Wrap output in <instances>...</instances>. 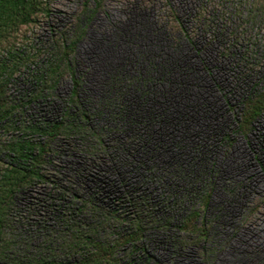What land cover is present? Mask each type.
I'll use <instances>...</instances> for the list:
<instances>
[{"label":"rangeland","instance_id":"obj_1","mask_svg":"<svg viewBox=\"0 0 264 264\" xmlns=\"http://www.w3.org/2000/svg\"><path fill=\"white\" fill-rule=\"evenodd\" d=\"M250 1H51L33 38L78 25L69 62L85 134L51 142L49 182L18 195L19 255L71 264L73 237L122 244L126 223L94 228L102 211L144 222L114 251L120 264H264V111L238 128L264 90V4L249 14ZM72 89L65 75L29 120H58Z\"/></svg>","mask_w":264,"mask_h":264},{"label":"trees","instance_id":"obj_2","mask_svg":"<svg viewBox=\"0 0 264 264\" xmlns=\"http://www.w3.org/2000/svg\"><path fill=\"white\" fill-rule=\"evenodd\" d=\"M51 1L0 0V264H59L49 253L45 256L17 253L19 244L14 230L20 215L16 199L23 191L49 182L45 166L51 142L59 138H82L85 134L81 125L84 114L76 99L77 82L69 62L79 37L78 25L72 31L51 35L44 44L36 43L33 38L32 30L51 15ZM93 1L100 5L101 0ZM250 3L249 14L252 8L263 10L264 0ZM65 75L71 76L73 89L59 119L29 120L28 105L51 97L57 82ZM21 85L26 88L20 89ZM263 111L264 90L256 91L242 104L239 130L243 131ZM95 213L100 216L95 229L112 221L118 225L126 223L129 232L121 238L122 244L110 246L73 237V250L81 256L71 264H120L114 251L118 245L134 243L144 222L137 216L123 218L114 212ZM191 225L182 224L180 229L193 233L196 227ZM69 229L77 232L71 226Z\"/></svg>","mask_w":264,"mask_h":264}]
</instances>
